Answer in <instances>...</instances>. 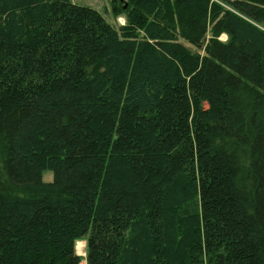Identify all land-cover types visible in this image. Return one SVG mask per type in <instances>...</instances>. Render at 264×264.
Segmentation results:
<instances>
[{"label": "trees", "instance_id": "trees-1", "mask_svg": "<svg viewBox=\"0 0 264 264\" xmlns=\"http://www.w3.org/2000/svg\"><path fill=\"white\" fill-rule=\"evenodd\" d=\"M112 13L0 0V264H264V0Z\"/></svg>", "mask_w": 264, "mask_h": 264}, {"label": "rangeland", "instance_id": "rangeland-1", "mask_svg": "<svg viewBox=\"0 0 264 264\" xmlns=\"http://www.w3.org/2000/svg\"><path fill=\"white\" fill-rule=\"evenodd\" d=\"M73 3L78 4L80 6H86V7H91L98 12H100L109 23L113 25H125L126 24V19L123 16L118 17L117 19L114 18L113 13H112V4L114 0H71ZM118 5L121 7H124L127 3L128 0H117ZM223 42L227 40L226 36H223L220 38ZM44 179L46 181H51L53 179V174L51 172H48L44 175ZM76 251L79 256L82 258H86L87 255V245L85 241H79L76 246ZM82 264H86V261H82Z\"/></svg>", "mask_w": 264, "mask_h": 264}, {"label": "bare ground", "instance_id": "bare-ground-1", "mask_svg": "<svg viewBox=\"0 0 264 264\" xmlns=\"http://www.w3.org/2000/svg\"><path fill=\"white\" fill-rule=\"evenodd\" d=\"M223 37V36H222Z\"/></svg>", "mask_w": 264, "mask_h": 264}]
</instances>
